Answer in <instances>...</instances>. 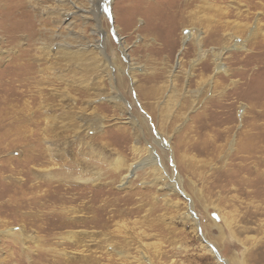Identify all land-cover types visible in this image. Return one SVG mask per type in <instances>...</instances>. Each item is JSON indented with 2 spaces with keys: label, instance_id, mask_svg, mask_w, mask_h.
I'll return each instance as SVG.
<instances>
[{
  "label": "rangeland",
  "instance_id": "374dc122",
  "mask_svg": "<svg viewBox=\"0 0 264 264\" xmlns=\"http://www.w3.org/2000/svg\"><path fill=\"white\" fill-rule=\"evenodd\" d=\"M106 1L0 0V264H264V0Z\"/></svg>",
  "mask_w": 264,
  "mask_h": 264
},
{
  "label": "bare ground",
  "instance_id": "6f19581e",
  "mask_svg": "<svg viewBox=\"0 0 264 264\" xmlns=\"http://www.w3.org/2000/svg\"><path fill=\"white\" fill-rule=\"evenodd\" d=\"M109 1L110 0H107L106 2H105V4H104V7L105 8H107V4L109 3ZM73 2V1H72ZM201 5L200 6H203L204 7V9H203V12H206V13H208V11L209 10H211L212 9V11H213V9H215V11L216 12H218V14L217 15H219L222 19H223V22L224 23H222V25L224 24V29H227V30H236V31H242L244 28H247L248 29V32H250V33H248V36H250L251 35V33H252V31H253V29H252V27L248 24V22L247 21H240V23L238 22V21H234V20H230L231 19V17H229L230 15H232L233 16V13H230V11H228V10H226L225 8H222V7H219V6H215L213 3H210L208 0H201ZM192 4V3H191ZM199 5V4H198ZM74 8H76V5H74ZM104 8V9H105ZM180 8V7H179ZM91 12H92V14H94V16L96 17V20H97V12L96 11H94V10H92V8H91V10H90ZM68 13V12H67ZM228 13H229V15H228ZM222 14V15H221ZM65 15H66V13H65ZM68 15V14H67ZM228 15V16H227ZM205 16H212L213 17V15H209V14H207V15H205ZM68 17V16H67ZM66 17V18H67ZM242 19H244V18H248L249 16H247V15H241L240 16ZM64 19V21H66L67 19ZM215 20V19H214ZM70 23V22H69ZM69 23H67V24H69ZM221 24H220V26H222ZM68 26V25H67ZM68 29V28H67ZM244 31V30H243ZM96 32V31H95ZM69 35H70V32L68 33ZM215 36H216V34H215ZM236 37L237 36H235L234 35V39H236ZM215 38V37H214ZM217 38H219V37H217ZM117 40H118V42L120 41V39L119 38H117ZM221 40V39H220ZM219 40V41H220ZM223 41V40H222ZM201 42V41H200ZM223 43V42H222ZM100 44V43H99ZM101 45V44H100ZM221 45V44H220ZM69 46V45H68ZM95 47H97V46H95ZM99 47V46H98ZM235 49H239V47L240 46H236V45H234L233 46ZM69 49V48H68ZM100 49V51H99V54L101 53V48H99ZM257 49H258V52H260V47H259V45L257 46ZM222 50H223V48H222ZM80 52V51H79ZM67 53V52H66ZM71 55H72V53H70ZM73 56V55H72ZM220 56V55H219ZM219 56L217 57V56H215L214 57V60H216L215 62H214V65H215V67H214V72H217L218 70V68H219V64H218V62H217V60L219 59ZM247 57V54H245V58ZM240 62H242L243 63V58L242 59H240L239 60ZM233 62V61H232ZM234 63V62H233ZM247 64V63H246ZM249 64V63H248ZM247 64V65H248ZM206 66H207V64H206ZM209 66V65H208ZM207 66V67H208ZM207 67H203L202 69L203 70H205V69H207ZM230 76V75H229ZM168 148H169V146H168ZM145 160H148L147 161V165H149V164H151L152 165V169H153V172L155 173V175H159V174H161L162 173V168H163V164H162V162L159 160V157H157V156H150L149 157V159H146V158H144ZM173 159V157H172V155L170 154V160H172ZM49 164H52V163H48V164H45L44 166H46V167H44L43 169H45L44 171L46 172L45 173V176H47V177H52V175L53 174H51L50 172H48V171H50V169L47 167V166H49ZM138 166H140V161H138V163H136V166L134 165V169L135 168H137ZM132 167L130 168L131 170L130 171H132ZM160 167H162V168H160ZM160 172V173H159ZM159 173V174H158ZM187 218H189V217H187ZM212 249V248H211ZM143 255V254H142Z\"/></svg>",
  "mask_w": 264,
  "mask_h": 264
}]
</instances>
